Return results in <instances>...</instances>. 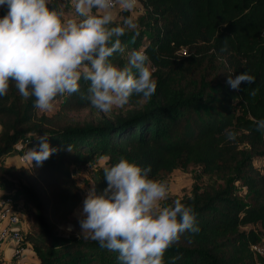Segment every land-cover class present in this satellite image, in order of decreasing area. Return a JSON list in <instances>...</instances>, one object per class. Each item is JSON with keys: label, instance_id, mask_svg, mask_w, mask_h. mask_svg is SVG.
<instances>
[{"label": "trees", "instance_id": "16d2710c", "mask_svg": "<svg viewBox=\"0 0 264 264\" xmlns=\"http://www.w3.org/2000/svg\"><path fill=\"white\" fill-rule=\"evenodd\" d=\"M137 3L138 35L126 30L119 37L125 51L109 59L123 68L134 51H144L157 81L150 100L133 95L124 110L77 120L70 113L95 108L83 78L80 91L58 95L49 113L34 107V97L24 99L14 82L0 97V197L11 196L25 218L22 244L40 264H120L117 252L85 238L82 230L64 236L57 226L80 203L71 167L102 159L92 182L100 195L107 187L103 169L126 158L150 165L154 179L190 166L206 177L180 200L194 209L200 230L181 234L164 253V264H264L250 251L264 235V175L258 166L264 130L256 131L254 123L264 119V0ZM6 11L0 7V17ZM245 71L253 82L237 89L227 84L228 76ZM229 132L235 139L227 138ZM44 135L57 151L30 165L26 153L38 151ZM9 156L14 163L3 164ZM0 264H9L1 253Z\"/></svg>", "mask_w": 264, "mask_h": 264}, {"label": "clouds", "instance_id": "9594fccd", "mask_svg": "<svg viewBox=\"0 0 264 264\" xmlns=\"http://www.w3.org/2000/svg\"><path fill=\"white\" fill-rule=\"evenodd\" d=\"M137 2L115 0L124 12H132ZM49 3L0 0V7L7 9L0 17V97L14 82L24 99L34 97V107L47 111L58 95L79 92L83 78L90 82V104L105 114L123 108L133 95L145 102L151 99L157 81L144 51H134L123 68L109 59L125 51L119 37L126 30L138 35L132 16L113 27L114 0H76L75 11L83 17L80 21L64 19L63 9L50 8ZM254 80L245 71L235 78L228 76L226 82L237 89L241 82ZM254 123L256 131L264 130V119ZM46 137H40L38 151H27L30 165L33 160L42 164L57 151ZM227 138L235 139V133L229 132ZM150 172V165L141 167L121 158L103 169L107 187L102 194L90 190L83 201L81 233L117 252L120 264H164V253L181 234L200 230L191 206L179 199L171 205L163 203L169 199L167 182L150 178Z\"/></svg>", "mask_w": 264, "mask_h": 264}, {"label": "rangeland", "instance_id": "374dc122", "mask_svg": "<svg viewBox=\"0 0 264 264\" xmlns=\"http://www.w3.org/2000/svg\"><path fill=\"white\" fill-rule=\"evenodd\" d=\"M50 3H52L53 8L57 10L63 9L64 14H65L64 19H75L77 21H80L83 19V17L79 16L75 11L76 0H50ZM120 10L121 9H113L114 21L119 25L122 24V21L125 17L132 16L134 19H136V17H138L142 13V9L139 3H137L136 8L132 12L123 13ZM93 12H95V10H93ZM125 108H127V105H125L123 108H120V109L124 110ZM55 109L56 107L53 106L50 110H47L45 112L49 113V112L54 111ZM117 110L118 109H114L113 111H117ZM100 112L101 111L98 110L97 108H94L92 110L82 109L78 112L70 113V116L77 120H83V119H90L94 116H97L99 115ZM14 161L15 160L13 156H9V157L4 158L2 160V163L11 164V163H14ZM103 164L104 162L102 159L94 158L89 163H87L84 167H79V166L71 167V172L75 177L74 181L80 191V203L73 210L69 218V221L57 226V232L60 235H64V236L76 235L79 233V231L82 230L78 219L81 218L80 213L82 211L83 201L85 197L87 196V194L89 193V191L92 190V182L95 177L97 167ZM205 179L206 177L201 175L197 167L190 166L185 171H180L177 169L172 170L168 175L160 179V180H164L167 182V185L170 190L169 199L167 201H164L163 203L166 205H171L173 200L183 199L184 197L188 195L193 184L197 188H200L201 183L204 182ZM218 183L221 184V181H219ZM241 191L242 190L240 189L236 190V194L238 197L243 199L245 198V194L243 193V191L242 192ZM1 192L2 191L0 189V193ZM25 247L27 248V256L29 257V259L37 263L38 261L33 256L32 250H30L26 245Z\"/></svg>", "mask_w": 264, "mask_h": 264}, {"label": "built area", "instance_id": "2783aa9c", "mask_svg": "<svg viewBox=\"0 0 264 264\" xmlns=\"http://www.w3.org/2000/svg\"><path fill=\"white\" fill-rule=\"evenodd\" d=\"M114 9H120L115 0ZM180 52L184 53V50L181 49ZM18 160L26 165L23 156H20ZM258 166L260 173L264 175V158L258 162ZM25 225V218L17 206H13L12 197L9 195L0 197V253L3 260L9 264H38L29 259L27 248L22 244V230ZM5 250L8 251V259L4 256ZM250 251L254 257L264 261V235L260 242L250 245Z\"/></svg>", "mask_w": 264, "mask_h": 264}, {"label": "crops", "instance_id": "0c3cea01", "mask_svg": "<svg viewBox=\"0 0 264 264\" xmlns=\"http://www.w3.org/2000/svg\"><path fill=\"white\" fill-rule=\"evenodd\" d=\"M25 227H26V226H25ZM25 227H24L23 229H25ZM4 256H5L6 259H8V251H7V250H5V252H4Z\"/></svg>", "mask_w": 264, "mask_h": 264}]
</instances>
